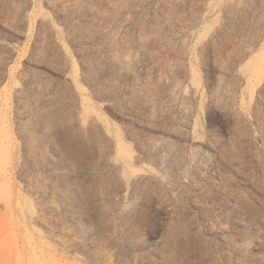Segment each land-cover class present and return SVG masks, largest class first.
I'll return each instance as SVG.
<instances>
[{
	"label": "rangeland",
	"instance_id": "rangeland-1",
	"mask_svg": "<svg viewBox=\"0 0 264 264\" xmlns=\"http://www.w3.org/2000/svg\"><path fill=\"white\" fill-rule=\"evenodd\" d=\"M0 264H264V0H0Z\"/></svg>",
	"mask_w": 264,
	"mask_h": 264
}]
</instances>
